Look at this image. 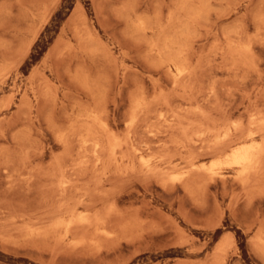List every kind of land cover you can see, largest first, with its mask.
Here are the masks:
<instances>
[{"label": "rangeland", "instance_id": "374dc122", "mask_svg": "<svg viewBox=\"0 0 264 264\" xmlns=\"http://www.w3.org/2000/svg\"><path fill=\"white\" fill-rule=\"evenodd\" d=\"M262 149L264 0H0V264H264Z\"/></svg>", "mask_w": 264, "mask_h": 264}, {"label": "bare ground", "instance_id": "6f19581e", "mask_svg": "<svg viewBox=\"0 0 264 264\" xmlns=\"http://www.w3.org/2000/svg\"><path fill=\"white\" fill-rule=\"evenodd\" d=\"M256 148L257 146L253 144L244 143L230 151L229 164L232 165L234 169H236L240 176L246 175L254 166H256L257 159H259L257 158L258 155Z\"/></svg>", "mask_w": 264, "mask_h": 264}]
</instances>
